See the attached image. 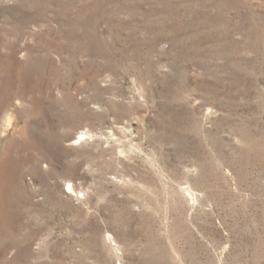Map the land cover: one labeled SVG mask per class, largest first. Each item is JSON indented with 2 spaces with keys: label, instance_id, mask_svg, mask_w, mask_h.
I'll return each instance as SVG.
<instances>
[{
  "label": "rangeland",
  "instance_id": "obj_1",
  "mask_svg": "<svg viewBox=\"0 0 264 264\" xmlns=\"http://www.w3.org/2000/svg\"><path fill=\"white\" fill-rule=\"evenodd\" d=\"M0 264H264V0H0Z\"/></svg>",
  "mask_w": 264,
  "mask_h": 264
},
{
  "label": "bare ground",
  "instance_id": "obj_2",
  "mask_svg": "<svg viewBox=\"0 0 264 264\" xmlns=\"http://www.w3.org/2000/svg\"><path fill=\"white\" fill-rule=\"evenodd\" d=\"M10 123H11V120H10V118L7 117V118L4 120V123H3V124H4V127L7 128L8 126H10Z\"/></svg>",
  "mask_w": 264,
  "mask_h": 264
}]
</instances>
